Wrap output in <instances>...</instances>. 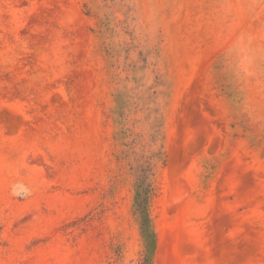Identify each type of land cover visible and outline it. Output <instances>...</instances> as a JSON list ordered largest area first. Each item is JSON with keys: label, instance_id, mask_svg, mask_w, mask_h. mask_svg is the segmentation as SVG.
Here are the masks:
<instances>
[{"label": "rangeland", "instance_id": "1", "mask_svg": "<svg viewBox=\"0 0 264 264\" xmlns=\"http://www.w3.org/2000/svg\"><path fill=\"white\" fill-rule=\"evenodd\" d=\"M241 34L264 0H0V264H264Z\"/></svg>", "mask_w": 264, "mask_h": 264}, {"label": "trees", "instance_id": "2", "mask_svg": "<svg viewBox=\"0 0 264 264\" xmlns=\"http://www.w3.org/2000/svg\"><path fill=\"white\" fill-rule=\"evenodd\" d=\"M147 170L144 174L140 177L139 183L137 186V196H136V212L139 214L142 220V228L144 235L147 240L148 250L154 246V231L152 229V224L150 222V217L148 214V199H149V192L150 187L147 183ZM145 264H149L148 259L145 260Z\"/></svg>", "mask_w": 264, "mask_h": 264}, {"label": "clouds", "instance_id": "3", "mask_svg": "<svg viewBox=\"0 0 264 264\" xmlns=\"http://www.w3.org/2000/svg\"><path fill=\"white\" fill-rule=\"evenodd\" d=\"M243 52V56L235 63L236 69L244 75H253L258 70V61L264 55V50L252 46V38L241 34L237 39L235 49Z\"/></svg>", "mask_w": 264, "mask_h": 264}]
</instances>
